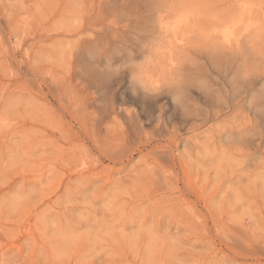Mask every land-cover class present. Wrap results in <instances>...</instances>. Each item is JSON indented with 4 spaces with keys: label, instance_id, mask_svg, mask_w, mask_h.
Masks as SVG:
<instances>
[{
    "label": "rangeland",
    "instance_id": "obj_1",
    "mask_svg": "<svg viewBox=\"0 0 264 264\" xmlns=\"http://www.w3.org/2000/svg\"><path fill=\"white\" fill-rule=\"evenodd\" d=\"M0 264H264V0H0Z\"/></svg>",
    "mask_w": 264,
    "mask_h": 264
},
{
    "label": "bare ground",
    "instance_id": "obj_2",
    "mask_svg": "<svg viewBox=\"0 0 264 264\" xmlns=\"http://www.w3.org/2000/svg\"><path fill=\"white\" fill-rule=\"evenodd\" d=\"M83 3V2H82ZM81 5V4H80ZM181 7V6H180ZM43 8V7H42ZM46 8V7H45ZM50 8V7H49ZM75 8V6H74ZM190 9V8H189ZM41 10V9H40ZM79 10V9H78ZM183 10V9H182ZM181 10V11H182ZM78 12V11H77ZM179 12V11H178ZM186 12V11H185ZM51 13V12H50ZM73 14V13H71ZM73 16V15H72ZM78 17V16H77ZM172 17V16H171ZM191 17V16H190ZM63 18V17H62ZM70 18V17H69ZM72 19V18H71ZM189 19V16L188 15H183V14H179V15H176V18H174L173 20H170L169 19V16L168 15H162L160 16L156 22H155V25L154 24H151L149 26V28L152 30L150 32V36H151V39H152V42H153V46L150 50L153 51H156V50H159V48L161 47V38H159L160 34L164 35L163 38L171 35V33L175 32L176 30H178L181 26H184L185 24H188L187 21ZM63 21V20H62ZM72 21V20H71ZM76 22V21H75ZM68 23V22H67ZM69 24V23H68ZM77 25V24H76ZM233 25V24H232ZM75 26V24H74ZM69 28V27H68ZM52 29V28H51ZM62 29V28H61ZM71 29V28H69ZM218 30V33H220V39H222V41L228 45H235L236 44V41L237 38L233 35V29L229 26H225L223 27L222 29H217ZM190 31V30H189ZM53 32V31H52ZM158 41V42H157ZM179 44L183 45L184 42H179ZM178 44V45H179ZM42 46V45H41ZM65 46V45H64ZM181 49H184L182 48V46H180ZM180 50H178L179 52ZM38 54V53H37ZM39 56V54H38ZM263 68V67H262ZM139 73H143V71H139ZM137 74V75H138ZM149 76V75H148ZM147 76V77H148ZM136 78H138V76H135ZM141 77H139L140 79ZM138 79V80H139ZM139 83H143L142 80H139L138 81ZM155 82V81H154ZM233 87V86H232ZM49 88V87H48ZM69 90V89H68ZM133 92V91H132ZM129 102V101H128ZM147 111V110H146ZM169 119V118H168ZM245 135V134H244ZM159 141V140H158ZM174 149V148H173ZM150 158V157H149ZM189 186V185H188ZM190 188V186H189Z\"/></svg>",
    "mask_w": 264,
    "mask_h": 264
}]
</instances>
